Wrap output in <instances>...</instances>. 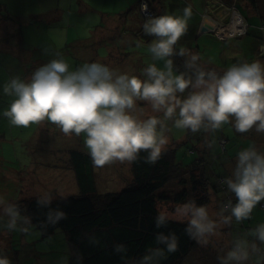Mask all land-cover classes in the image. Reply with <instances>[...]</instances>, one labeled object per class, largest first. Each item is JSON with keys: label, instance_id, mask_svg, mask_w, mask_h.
<instances>
[{"label": "clouds", "instance_id": "9594fccd", "mask_svg": "<svg viewBox=\"0 0 264 264\" xmlns=\"http://www.w3.org/2000/svg\"><path fill=\"white\" fill-rule=\"evenodd\" d=\"M191 15V6H186L182 16L149 17L143 24L144 33L155 37L149 53L154 61L164 62L163 68L156 63L145 67L144 79L118 73L98 62H86L70 71L63 58H53L39 66L30 80L14 76L4 84L3 93L13 97L4 117L14 127L28 128L48 121L65 135L83 133L84 146L97 168L117 161L132 164L141 152L147 153L145 163L155 165L168 144L167 121L192 133L215 132L229 124L238 133L253 129L264 133V65L259 60L238 62L218 73L201 67L197 54L184 48L177 51L175 45L187 32ZM174 55L186 57L185 68L190 71L177 74ZM139 101L162 113V118L153 115L142 119L136 114ZM222 183L236 202L223 204L216 219L210 217L206 206L189 200L172 212L158 209L154 227L164 229L171 222L183 223L189 239L206 247L221 226H230L233 219L237 223L249 220L253 209L264 201V152L255 146L240 150L231 177ZM58 196L61 200L68 198L63 193ZM53 199L48 193L36 197L38 207L47 209L40 229L56 227L67 219L63 209L52 207ZM3 217L7 218L5 228L9 233L31 234L32 217L23 215L18 203L0 201V219ZM247 235L253 239L236 238L226 254L217 257L219 264H247L254 254L256 264H264V248L259 246L264 245V223ZM86 239L91 247L101 244L95 233L87 234ZM154 242L155 246H149L138 260L128 259L126 244H115L112 251L123 264H162L169 254L178 251L179 237L174 231H157ZM76 260L82 264L81 256ZM0 264L11 261L0 254Z\"/></svg>", "mask_w": 264, "mask_h": 264}, {"label": "rangeland", "instance_id": "374dc122", "mask_svg": "<svg viewBox=\"0 0 264 264\" xmlns=\"http://www.w3.org/2000/svg\"><path fill=\"white\" fill-rule=\"evenodd\" d=\"M159 1L164 3V7L167 8L165 12L168 15L182 16L188 0H181L177 4H174L175 0ZM240 2L241 0H237L235 7L248 18V7H243ZM247 2L251 5L250 1ZM0 3L6 5L12 12V14L9 13L12 17L11 29L3 24L4 31L8 34L11 54L0 55V201L4 204H16L26 195L48 193L49 190L53 191L52 189L57 190L58 193H68L75 187V176L73 169L66 168L67 155L72 149L88 152L84 146V134L76 136L73 140L75 134L69 138L56 125L48 121H45L47 124L44 128L40 127L36 132L34 131L37 124L28 128L12 126L3 115L13 99L3 93L4 84L14 76L27 81V78L39 66L53 58H63L68 63L70 71L86 62H98L118 73L126 72L144 79L142 70L149 64L156 63L160 68L164 66L163 61H154L148 51L155 37L144 35L131 39L133 44H128L129 46H120L119 43H115V46L111 47L106 46L111 44V39L104 37L98 42L97 55L87 58L84 55L87 51L82 52L80 38L92 35L86 29L87 26L95 28L97 24H105V20L111 17V14L108 16L107 14L114 13L115 7H119V4H113V0H48V3L44 0H0ZM258 3L263 6L264 0H258ZM51 6L50 16L44 21H38L35 18L30 22L22 13H17L41 12ZM100 11H105L103 18ZM165 12H161L160 15H165ZM95 14L97 15L93 20ZM193 16L192 13L191 18ZM191 18L188 20V26ZM252 23L249 22L247 34L231 38V41L221 40L212 31H204L200 36L195 35L191 38L188 35V28L178 42L192 44L193 54L200 57V65L227 70L234 63L239 62L235 56L241 53V49L238 50L240 47L237 48L230 42L237 41L245 49L246 42L251 36L260 32ZM120 27L124 35L126 31L131 32L129 28L123 26V21ZM112 39L117 42L120 37L115 35ZM44 49H47V53ZM174 71L179 73L175 68ZM136 114L142 119L153 115L160 118L163 116L162 113L153 112L151 106L142 101L138 102ZM166 123L170 129L166 132L168 144L174 142L180 144L174 148L175 161L181 165L190 164L199 156L200 147L191 139L185 140L186 129L173 127L172 121ZM222 129L226 138V149L224 151L221 149L218 136L213 135L211 157L207 163L215 175L222 174L228 178L231 177L235 168L237 153L251 146L264 152V139L255 141L251 137L236 135L232 126L229 125H225ZM129 166L128 163L118 161L104 166L103 175L98 179L99 186L102 188L101 184H107L110 189L122 187L125 179L131 177ZM174 188L175 190L179 188L176 181H172L166 189L174 190ZM189 200H191L189 197L182 202L168 200L159 203L158 206L160 210L172 212L177 205ZM203 205L207 207L213 219H216V213L223 206L221 199L217 201L213 192L210 193L209 201ZM22 214L25 215L23 212ZM6 221V217L0 219V254L6 255L11 264H68L69 248L64 230L58 228L52 234L45 235L41 229L32 224L30 235L19 232L9 233L5 228ZM260 223H264V208L258 204L253 209L249 220L242 223L234 220L230 229L221 226L217 230L218 234L210 238V243L206 247L198 244L197 249L186 255L183 264H219L217 257L225 255L236 238H252L247 233ZM259 246L264 248V245ZM252 257L257 261L255 254ZM247 264L255 263L248 261Z\"/></svg>", "mask_w": 264, "mask_h": 264}, {"label": "trees", "instance_id": "16d2710c", "mask_svg": "<svg viewBox=\"0 0 264 264\" xmlns=\"http://www.w3.org/2000/svg\"><path fill=\"white\" fill-rule=\"evenodd\" d=\"M141 1L138 0V6L142 18L140 31H143V24L146 20L149 17L160 15L162 8L158 6L161 4L159 0H155L156 3L154 0H146L151 15L145 17L140 8ZM247 1H250L261 18L260 30L263 33L262 39L264 40V5L261 6L258 0ZM234 4H236V1ZM46 16L47 14H34L32 18L29 17L28 19L30 22L35 18L44 21ZM11 19L12 17L4 4L0 3V55L11 54L8 34L3 28V24ZM247 32L248 29L244 34H247ZM119 37L122 38L123 36ZM125 45L127 43L123 44V46ZM91 48L93 46L85 44L82 46L84 50H90ZM175 49L178 51L181 48L175 46ZM122 53L124 52L122 51ZM172 59L174 68L178 72L190 71L185 68L186 57L174 55ZM200 66L206 70H215L218 73L226 71L210 65ZM187 94L188 91L186 90L184 95ZM46 124L45 121L37 124L34 132L40 127L44 128ZM229 126L232 125L229 124ZM232 129L236 135L242 137H251L255 141L264 139V133H258L255 129L246 133H238L233 127ZM221 131L224 134V130L221 129ZM213 135V132H204L203 130L198 133L186 130L185 140L191 139L200 147L199 156L187 165H181L175 161L174 148L180 145L176 142L169 143L163 149L161 157L155 165L145 163L144 158L147 153L141 152L138 160L129 166L131 177L126 178L122 187L118 189H110L107 184H101V188L98 179L103 175L104 167H95L88 152L82 149L70 150L67 155L66 168L74 171V189L64 193L68 196L66 200L59 198L57 190L48 191V194L54 198L52 207L63 209L67 213V219L61 221L56 227H48L46 230L41 229L42 232L49 235L58 228L64 230L69 248L68 264H77V256L82 257V264H123L121 257L112 251L113 245L126 244L128 259L138 260L139 257L145 254L149 246H155L154 234L157 231L168 232L171 230L179 237L178 251L169 254L167 259L162 261V264H183L186 255L197 249L198 244L185 234V224L171 222L167 228L156 229L154 227V217L159 209L158 204L161 202L168 200L182 202L189 197L191 200H195L198 205H203L209 201L210 193L215 191L228 192L227 195H223L224 201L222 204L227 203L229 200L232 203L236 202L234 194L230 193L226 184L222 183L225 176L222 174L215 175L207 163V160L211 157L210 148L213 144ZM218 140L221 149L224 151L226 149L225 137L219 136ZM222 140L224 142L221 144ZM172 181H176L179 188L167 190V185L171 184ZM37 196L36 194L33 196L26 195L23 200L18 202L21 211L32 217V224L36 227L44 219L47 211V209L38 207L36 203ZM89 233H95L101 239L99 247H91L88 244L86 235ZM249 261L254 262V259Z\"/></svg>", "mask_w": 264, "mask_h": 264}, {"label": "crops", "instance_id": "0c3cea01", "mask_svg": "<svg viewBox=\"0 0 264 264\" xmlns=\"http://www.w3.org/2000/svg\"><path fill=\"white\" fill-rule=\"evenodd\" d=\"M44 1L46 3H48V0H44ZM179 1H181V0H175L174 4L179 3ZM235 1L237 2V0H188L186 2V6H191L192 13L194 14V16H193V18H191V21H190L189 26H188V28H189L188 35L191 36V38L195 35L200 36L202 33V32H200L201 26H203V25H205V26L207 25L210 28L208 31H212L211 29H213L215 24L227 19V16H228L229 11H230V6H233L244 18L245 22L247 23V29L249 26V22H253L252 24L255 26V28L258 29V31H260V32H258L257 35L251 36V38L246 42V48L245 49H243L240 46V43L237 41L230 42L231 45H233V43H234L237 48L240 47L238 49L239 51L241 49V53L239 55L236 54L237 57L235 56V58H237L236 59L237 62L238 61L244 62V61L249 60V63H251L253 61L259 60L261 62V64L264 65V40L262 39L263 33L260 30L261 29L260 26L262 25L261 18L258 15L255 8L251 5H249L247 0H241V2H240L241 5L245 8L248 7V11H249L248 12V18L244 17V15L239 11V9L235 7L236 6V4H234ZM155 3H156V1H155ZM113 4H119L118 5L119 7H115L114 13L110 12L107 14V16L109 14H111V17L107 18L105 20V24H102V25L97 24V25H95V28H93L92 26H87L86 29L88 31H90V34L92 33V35L90 37L85 36V37L80 38L81 47L84 46V44L87 46H93V48H91L90 50H86L87 53H84V55H86L87 58H89V57L91 58L92 56L97 55V52L99 50L98 42L103 40L104 37L111 39V38H114L115 35H117V37L123 36L122 38L120 37V39L117 40V42H115L114 39H111V44L107 45L105 43L106 46L109 47V46H115V43H119L122 46L124 43H127V45L128 44L131 45V44H133V41H131V39L133 40L135 38H139V37L146 35L144 33V31H140V28L142 25V18H141V14L139 12L138 0H113ZM4 6L7 9V6L6 5H4ZM158 6L160 8H162V12H165V10L167 9L164 7V3H162V2ZM51 9H52V6L47 7L46 9L42 10L41 12L27 11L26 13H23V12H17V13L18 14L22 13V15L25 16L26 18H29V17L32 18L34 14H47L46 17H48V16H50L49 12ZM8 12L12 14L11 11L8 10ZM104 13H105V11H100L102 18H103ZM166 14L168 15V13L165 12V15ZM96 15L97 14H95V16H93V20H95L94 17L96 18ZM10 21L11 20H9L8 22L5 23L8 26V29L9 28L11 29ZM122 21H123V26H125V27L129 28V30H131L130 33H128L126 31V33L124 35L123 29H122V27H120V23ZM216 37H217V35H216ZM236 37H240V36L228 37L225 40L231 41L230 40L231 38H236ZM100 38H102V39H100ZM175 46L180 47V48H184L189 53H194L192 44L190 42H184V41H182L180 43L177 42V45H175ZM84 51L85 50L82 49V52H84ZM162 64H164V62ZM28 78L30 80L31 76ZM213 134L215 136H218V137L224 136L222 134L221 129L213 132ZM68 136H69V138H71L72 134L68 135ZM72 139L73 140L76 139V135H74V137ZM213 194L217 198V201L219 199H221V201L223 202L224 201L223 195H227L228 192H225V191L216 192L215 191V192H213ZM233 221H234V219H233ZM230 227H231V225L230 226H224L225 229H227V228L230 229ZM247 239L249 241L252 240V238H247ZM250 259L253 261L254 258L252 257ZM253 263L256 264V259H254Z\"/></svg>", "mask_w": 264, "mask_h": 264}, {"label": "built area", "instance_id": "2783aa9c", "mask_svg": "<svg viewBox=\"0 0 264 264\" xmlns=\"http://www.w3.org/2000/svg\"><path fill=\"white\" fill-rule=\"evenodd\" d=\"M141 11L145 17L151 15V11L148 8L146 0L141 1ZM215 35L220 39H226L232 36L243 35L247 30V23L245 22L242 15L233 7L230 6V11L226 20H223L214 25L211 29ZM224 141H221V144ZM261 207L264 208V203H261Z\"/></svg>", "mask_w": 264, "mask_h": 264}, {"label": "water", "instance_id": "95a60500", "mask_svg": "<svg viewBox=\"0 0 264 264\" xmlns=\"http://www.w3.org/2000/svg\"><path fill=\"white\" fill-rule=\"evenodd\" d=\"M210 28L206 25L201 26L200 32L208 31Z\"/></svg>", "mask_w": 264, "mask_h": 264}, {"label": "bare ground", "instance_id": "6f19581e", "mask_svg": "<svg viewBox=\"0 0 264 264\" xmlns=\"http://www.w3.org/2000/svg\"><path fill=\"white\" fill-rule=\"evenodd\" d=\"M238 36H240V35H238ZM232 37H234V36H232Z\"/></svg>", "mask_w": 264, "mask_h": 264}]
</instances>
